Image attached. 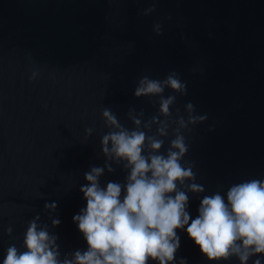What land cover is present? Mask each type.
I'll return each mask as SVG.
<instances>
[{
    "label": "water",
    "instance_id": "water-1",
    "mask_svg": "<svg viewBox=\"0 0 264 264\" xmlns=\"http://www.w3.org/2000/svg\"><path fill=\"white\" fill-rule=\"evenodd\" d=\"M170 72L186 88L171 119L188 102L206 115L185 134V160L204 187L189 193L191 222L203 195L264 178V0H0V259L9 244L22 248L37 214L57 235L61 257L87 247L72 217L86 203L84 173L105 163L101 111L109 108L126 127L130 108L150 119L156 98H137L134 88L142 76ZM86 128L93 129L87 138ZM111 167L102 186L125 180L121 165ZM52 202L55 228L44 208ZM177 231L176 261L239 264L209 262Z\"/></svg>",
    "mask_w": 264,
    "mask_h": 264
},
{
    "label": "clouds",
    "instance_id": "clouds-1",
    "mask_svg": "<svg viewBox=\"0 0 264 264\" xmlns=\"http://www.w3.org/2000/svg\"><path fill=\"white\" fill-rule=\"evenodd\" d=\"M154 7L142 14L147 16ZM153 31L159 35L160 25H153ZM36 76L33 72L29 79ZM166 89L171 94L165 96ZM185 92L176 72L162 80L145 75L138 79L133 95L156 98L157 115L145 120L142 110L130 108L131 127H126L109 108L102 109L108 129L100 138L105 163L84 173L86 183L79 191L86 203L72 217L86 243L84 250L61 257L57 235L37 214L28 221L22 248L9 244L0 264H187L184 258L174 259L180 247L177 230H183L209 262L234 257L239 264H248L254 257L252 264H264V178L233 184L223 194L203 195L197 215L189 222V193H204V187L195 182L193 165L185 160L189 148L185 134L206 115L198 114L188 102L184 115L171 119L176 95ZM92 132L86 128L85 138ZM111 164L123 167L125 180L102 186L100 178L113 171ZM44 208L55 228L60 223L52 218L56 203H45ZM5 231L10 235L13 229Z\"/></svg>",
    "mask_w": 264,
    "mask_h": 264
}]
</instances>
